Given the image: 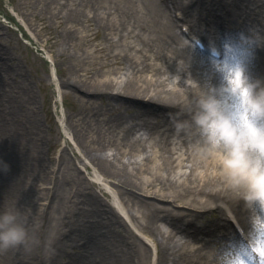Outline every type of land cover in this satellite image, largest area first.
Masks as SVG:
<instances>
[{
	"label": "clouds",
	"instance_id": "clouds-1",
	"mask_svg": "<svg viewBox=\"0 0 264 264\" xmlns=\"http://www.w3.org/2000/svg\"><path fill=\"white\" fill-rule=\"evenodd\" d=\"M253 33L249 29L247 35L226 37V55L236 59L252 55L255 47H264V37L259 36L258 29ZM211 54L219 55L214 46ZM221 70L225 83L220 87L200 88L193 121L208 147L221 154L223 167L233 186L243 189L245 202L261 211L253 222L257 238L252 240L251 248L254 255L264 258V242L258 235L264 229V84L249 82L239 65L225 63ZM184 127L177 122L178 132ZM33 240L18 211L0 213V251L20 246L30 250ZM237 264L246 261L238 257Z\"/></svg>",
	"mask_w": 264,
	"mask_h": 264
},
{
	"label": "snow or ice",
	"instance_id": "snow-or-ice-1",
	"mask_svg": "<svg viewBox=\"0 0 264 264\" xmlns=\"http://www.w3.org/2000/svg\"><path fill=\"white\" fill-rule=\"evenodd\" d=\"M237 255L238 257H243L246 264H264V258L254 255L251 247L241 246L238 249Z\"/></svg>",
	"mask_w": 264,
	"mask_h": 264
}]
</instances>
